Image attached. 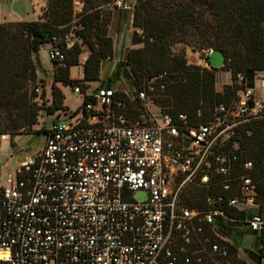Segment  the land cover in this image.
Instances as JSON below:
<instances>
[{
	"label": "built area",
	"instance_id": "1",
	"mask_svg": "<svg viewBox=\"0 0 264 264\" xmlns=\"http://www.w3.org/2000/svg\"><path fill=\"white\" fill-rule=\"evenodd\" d=\"M74 6L80 13L84 2ZM124 7L113 0L100 9ZM213 51L202 50L195 65L210 69ZM49 54L65 60L59 49ZM165 76L145 81L130 102L99 90L78 114L47 127L42 150L0 185V264H189L193 257L231 264L233 244L215 231L217 217L264 235V214L249 215L257 209L254 165L241 154L248 125L264 120V98L244 84L193 125L157 103ZM137 192L147 199L137 200Z\"/></svg>",
	"mask_w": 264,
	"mask_h": 264
},
{
	"label": "trees",
	"instance_id": "2",
	"mask_svg": "<svg viewBox=\"0 0 264 264\" xmlns=\"http://www.w3.org/2000/svg\"><path fill=\"white\" fill-rule=\"evenodd\" d=\"M82 1L80 13L75 11V0H46L39 20L0 24V135L13 139L33 131L38 123L41 108L35 101L37 87L31 91V86L38 81L37 56L45 44L65 55L62 63L53 61V103L49 112L64 110L73 116L91 99L85 94L88 83L101 80L103 62L114 56V39L109 34L112 11L100 9L113 0ZM133 26L142 31L143 44L126 55V66L136 85L140 88L145 81L166 74V89L157 94V103L170 115H187L193 125L209 120L220 103L231 102L246 82L264 74V0H137ZM188 47L192 51L211 48L222 52L223 69L231 74L232 84L219 92L218 72L190 64ZM85 49L88 56L83 62ZM78 66L83 67L84 76L72 79L71 69ZM239 75L244 76L242 84ZM57 83L79 87L84 93L83 106L70 112ZM117 96L131 101L128 94L119 92ZM45 128L39 132L45 134ZM248 129L252 134L243 139L241 154L245 161L253 162L250 173L256 184L257 211L264 214V120L250 123ZM206 192L193 198L190 206L199 207ZM225 212L233 217L244 216L232 208ZM260 240L264 243V235ZM229 250L231 264H250L238 248L229 244ZM252 257L261 264L264 248ZM189 264L215 263L207 257L198 263L193 257Z\"/></svg>",
	"mask_w": 264,
	"mask_h": 264
},
{
	"label": "rangeland",
	"instance_id": "3",
	"mask_svg": "<svg viewBox=\"0 0 264 264\" xmlns=\"http://www.w3.org/2000/svg\"><path fill=\"white\" fill-rule=\"evenodd\" d=\"M34 1L33 0H13L9 4H5L4 9H8L12 12L13 15H20L23 18L33 19L35 18L34 14ZM5 14L0 12V24L9 23ZM119 30L113 31L111 37L115 40H121L122 47L126 45V36L127 31L123 32L119 35ZM121 33V32H120ZM110 34V28H109ZM123 35V37H122ZM121 36V37H120ZM120 38V39H119ZM76 41V38L73 39ZM49 44H45L41 47L38 53V62H37V73L39 75L38 81L36 84L31 86V91L36 87L40 88V92H38V97L35 98V101L38 102L41 110L39 111L38 123L33 127V131L19 134L14 136L13 139L9 136L0 141V185L6 182V179L9 175L15 176L17 169L21 166V164L30 156H34L38 154L45 144L44 134L39 132L43 127H49L53 122L57 119L61 121L68 120L69 116L64 110L57 111L56 113H50V107L53 103V94L52 87H48V90L45 89L47 86L46 80H49L51 72L53 71L54 63L50 58L49 54ZM180 49V47L178 48ZM188 61L189 63L196 64L198 63L197 55L202 54L201 50L196 48L195 51H192V47L187 48ZM86 55L88 56V51L85 49L81 60H85ZM208 62L210 66L218 72L217 77V87L222 88L225 85L232 82L231 74L229 72L224 71V55L220 51H213L212 55L209 57ZM123 60L112 62L111 60H105L102 64V73H101V83H104L103 87H107L110 83L116 89H124L131 96H135V93L138 89V86L135 83V80L130 73V71L124 66ZM82 72L81 67H73L71 78H79L80 73ZM79 74V75H78ZM258 79L264 77L263 73L256 75ZM72 78V79H73ZM101 83L96 82L92 83L93 87L100 86ZM252 86V85H250ZM43 90H45L46 95L43 96ZM65 95V104L71 110L77 111L84 104V95L75 93L72 87L68 86L64 90ZM6 135V134H5ZM137 200H145L147 199V195L144 192H137L135 195ZM257 212V209H252L249 211V215ZM220 228L225 234L230 238L231 243L237 247L241 248L242 254L245 256L247 261L250 264H260L259 260L253 256L257 255L256 249V241L258 235L251 231L249 226L245 223H234L232 226H229L227 222L225 224H221ZM252 253V255L250 254ZM264 264V261L261 263Z\"/></svg>",
	"mask_w": 264,
	"mask_h": 264
},
{
	"label": "crops",
	"instance_id": "4",
	"mask_svg": "<svg viewBox=\"0 0 264 264\" xmlns=\"http://www.w3.org/2000/svg\"><path fill=\"white\" fill-rule=\"evenodd\" d=\"M12 1L13 0H0V10L5 14V16L7 17V20L10 21V22H13V23L14 22H21V21H35V20H39L41 18L42 14H43V11H44L45 7H46V0H33L34 1L33 6H34L35 18H33V19H29L28 18L27 19V18H23V16H20V15H13L10 10H8L6 8L4 9L3 6L5 4H7V3L9 4ZM136 2H137V0H125V7L123 9H119V10L117 9V10L112 11V16H111L110 35H112L114 29L115 30L116 29L119 30L118 31L119 34H116V35H118L117 37H119V35L122 34L124 31L125 32L127 31V34H125V36H126V45H125V47H122L121 40L119 41V43H118V41L115 40L114 56H113V59H111L112 62H115L117 60H119V61L123 60V62H125L124 66H126V55H127V52L129 50H132V49L140 48L143 45L140 42L141 39H142L141 38L142 37V31L140 29L135 28L133 26V18H134V10H135ZM122 37H123V35H122ZM48 48H49V51H50L52 49V46L50 45ZM86 58H87V55H86ZM78 67H81V69H82V72L80 73V75L78 74L81 77L80 79H82L83 76H84L83 67L82 66H78ZM126 68H127V66H126ZM72 69H71V74H72ZM101 73H102V69H101ZM37 75H38V73H37ZM54 75H55V65L53 66V71L51 72V75H49V77L51 76L50 77L51 84L49 83V80H46L47 86H45V89L48 90L49 85H50V87H52V85L54 83ZM38 77H39V75H38ZM73 79H79V78H73ZM96 82L101 83V81H96ZM96 82L88 83L89 88L85 92L86 95L90 96L92 94H96L99 90H102V89H111V90H114L116 92L128 94V92H126V90H124L122 88L116 89L113 86H111L110 83H108L109 85L106 88L103 87L104 83H101L100 86L93 87L92 83H96ZM230 84H232V82L227 84V85H230ZM245 85L247 87L254 88L256 93H257V95L259 97L264 98V89L260 88V79H258L257 76H255L254 80L251 83L246 82ZM250 85H252V86H250ZM57 86L63 91V93L65 92L64 90H65L66 86H63L61 83H57ZM225 86L222 87V88L217 87V90L219 92H222L224 90ZM128 95H130V94H128ZM65 106H66V104H65ZM68 109H69L70 112L73 111L69 107H68ZM57 120H59V119H57ZM45 129H47V127ZM225 222H227L229 226H232V224H234L232 222H229L225 217L219 216V217L216 218V221H215V231L221 236V238H223V239H225V240H227V241H229L231 243V240H229L230 238L220 228V225L221 224H225ZM256 235H258V234H256ZM259 244H260V239H259V236H258L257 241L255 243L257 252L259 250ZM233 246H235V245H233ZM235 247H237V246H235ZM237 248L239 250L240 256L242 258H244L245 260H247L245 258V256L242 254L241 248L240 247H237Z\"/></svg>",
	"mask_w": 264,
	"mask_h": 264
},
{
	"label": "water",
	"instance_id": "5",
	"mask_svg": "<svg viewBox=\"0 0 264 264\" xmlns=\"http://www.w3.org/2000/svg\"><path fill=\"white\" fill-rule=\"evenodd\" d=\"M69 45H70V46L72 45V42H71V41H69Z\"/></svg>",
	"mask_w": 264,
	"mask_h": 264
}]
</instances>
